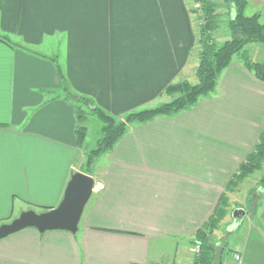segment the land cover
Segmentation results:
<instances>
[{"label": "crops", "instance_id": "obj_1", "mask_svg": "<svg viewBox=\"0 0 264 264\" xmlns=\"http://www.w3.org/2000/svg\"><path fill=\"white\" fill-rule=\"evenodd\" d=\"M247 1L264 23V0ZM197 27L190 0H0V225L57 207L77 172L95 180L76 233L16 232L0 241V264H192V239L224 197L217 249L227 243L226 264L235 252L264 264V189L251 209L228 186L264 131V81L240 57L210 96L131 124L83 168L92 148L89 126L78 143V97L115 117L171 100L168 85L198 81Z\"/></svg>", "mask_w": 264, "mask_h": 264}, {"label": "trees", "instance_id": "obj_2", "mask_svg": "<svg viewBox=\"0 0 264 264\" xmlns=\"http://www.w3.org/2000/svg\"><path fill=\"white\" fill-rule=\"evenodd\" d=\"M200 1L206 19L204 24L198 23L200 50L199 64L196 70L197 83L188 80L172 83L165 89V93L172 97L171 100L156 107L128 113L123 118L106 113L85 97H78L76 108L78 143L82 145L87 135V126L84 122L88 118V113L86 114V111L82 109V104L93 105L90 107L91 114L97 115L102 122L100 137L97 139L96 146L86 154L85 162L88 168H91L102 154L114 148L117 142L128 132L131 124L146 123L158 116L176 115L191 109L202 98L210 96L216 90L220 75L237 55L241 56L240 58L248 70L264 81V61H254L246 50V45L249 43H264V23L260 20V13L246 14L247 0H224L231 10V19L228 23L231 35L217 41L213 35L218 27L216 4L213 0ZM263 165L264 131L254 151L239 165L238 171L234 174L228 186L231 187L257 170H263L260 183L264 189ZM87 171H91V169ZM225 204H227V200L224 197L222 198V206L216 210L214 215L192 239L194 246H200V253L195 254L192 264H223V252L221 250L224 248L217 249L213 240V233L226 216V209L223 206Z\"/></svg>", "mask_w": 264, "mask_h": 264}, {"label": "water", "instance_id": "obj_3", "mask_svg": "<svg viewBox=\"0 0 264 264\" xmlns=\"http://www.w3.org/2000/svg\"><path fill=\"white\" fill-rule=\"evenodd\" d=\"M95 180L87 173H75L65 191L60 204L47 211H23L11 222L0 225V241L26 228H36L40 232L66 230L71 233L78 231L84 209L94 190ZM246 215L244 209L238 208L233 212L234 223L231 228L238 226Z\"/></svg>", "mask_w": 264, "mask_h": 264}, {"label": "rangeland", "instance_id": "obj_4", "mask_svg": "<svg viewBox=\"0 0 264 264\" xmlns=\"http://www.w3.org/2000/svg\"><path fill=\"white\" fill-rule=\"evenodd\" d=\"M213 1L216 4V13L218 15L217 30L220 28L221 31H225L226 29H229L228 23H229V20L231 19L230 8L224 0H213ZM197 3H198V0H190V11H191L192 15L194 16L196 23L198 22L200 24H202V23L204 24L205 19H206V15L204 13L203 8L201 7V10L199 12L193 11L191 9ZM197 29L199 32V27H197ZM217 30L214 32L213 35H214L215 39H217V41H221V40H223L222 35H220V33L217 32ZM221 33H223V32H221ZM254 43H258V44H253L254 46H252V47H258V48L255 50V52H253V50H251L252 56H254L257 61H264V43H260V42H254ZM247 45H246V47H247ZM235 57L239 58L241 56L237 55ZM83 106H84V104L81 105L82 108H83ZM84 108H86V107L84 106ZM88 108H89V106H88ZM86 109H85V111H86L85 113L86 114L88 113L87 114L88 118L86 120L87 123L84 122V124L85 125L87 124L86 126H89V129H90V136H89L90 140L89 141H91L89 145L91 146L90 148H94L96 146L95 137L98 134L100 135V125H102V122L97 115L91 114L90 109H89V111H88V109L87 110ZM118 118H123V117H118ZM90 150L86 151V154ZM95 163H96V161L94 162L93 166H91V168H88L86 162H84V165H83L84 170H90L91 169V171H92ZM99 165L101 166V163H99ZM263 167H264V165H263ZM262 174H263V170H257L256 172L251 174L249 177L242 179V180H239L236 184L232 185V188L237 187L241 191V193L236 194L237 199H236V202L233 203V204H235V206H238V207L239 206H243V207L245 206V207H250L252 209V207L254 205L252 204L253 201L251 202V198L255 197L256 187L261 186L260 180H261ZM242 191H243V193H242ZM255 200H256V198H255ZM20 214L21 213H15L14 215L19 216ZM223 219L221 220L220 224L222 223ZM220 224H219V227H220ZM224 230H226V225L224 227ZM225 236L226 237H225L223 244L227 242V234H225ZM225 246H226V248H225V252H224L225 254H223V264H226V259L230 254V250L228 249L229 247H228L227 243L225 244ZM164 247H165V245H164ZM230 247H231V245H230ZM171 249L173 250V248H171ZM171 259H174L173 256H171ZM171 259L169 258V259H167V261L170 262ZM177 261H179V260H177ZM166 262H163V263L158 262V264H166Z\"/></svg>", "mask_w": 264, "mask_h": 264}, {"label": "built area", "instance_id": "obj_5", "mask_svg": "<svg viewBox=\"0 0 264 264\" xmlns=\"http://www.w3.org/2000/svg\"><path fill=\"white\" fill-rule=\"evenodd\" d=\"M201 1L198 0V3L196 5H194L191 9H194L196 12H199L201 10ZM194 250L196 253H200V246L196 245L194 247ZM232 259H233V264H248L244 258L242 257V255L238 252L233 253L232 255Z\"/></svg>", "mask_w": 264, "mask_h": 264}]
</instances>
